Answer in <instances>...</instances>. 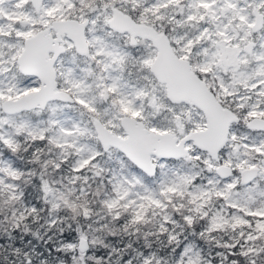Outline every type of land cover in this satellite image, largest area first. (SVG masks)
Wrapping results in <instances>:
<instances>
[{
	"label": "snow or ice",
	"instance_id": "obj_1",
	"mask_svg": "<svg viewBox=\"0 0 264 264\" xmlns=\"http://www.w3.org/2000/svg\"><path fill=\"white\" fill-rule=\"evenodd\" d=\"M0 264H264V0H0Z\"/></svg>",
	"mask_w": 264,
	"mask_h": 264
},
{
	"label": "trees",
	"instance_id": "obj_2",
	"mask_svg": "<svg viewBox=\"0 0 264 264\" xmlns=\"http://www.w3.org/2000/svg\"><path fill=\"white\" fill-rule=\"evenodd\" d=\"M35 244H38L39 247H43L44 249H47V245L44 244L43 241H35Z\"/></svg>",
	"mask_w": 264,
	"mask_h": 264
},
{
	"label": "rangeland",
	"instance_id": "obj_3",
	"mask_svg": "<svg viewBox=\"0 0 264 264\" xmlns=\"http://www.w3.org/2000/svg\"><path fill=\"white\" fill-rule=\"evenodd\" d=\"M35 246H36L38 249H40V248H41V247H39V246H38V244H35ZM45 250H46V249H45Z\"/></svg>",
	"mask_w": 264,
	"mask_h": 264
}]
</instances>
